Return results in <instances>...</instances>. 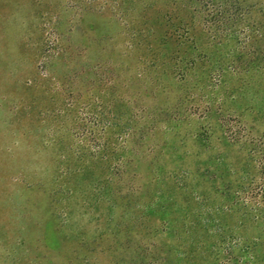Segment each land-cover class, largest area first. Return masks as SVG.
Listing matches in <instances>:
<instances>
[{
  "label": "rangeland",
  "instance_id": "1",
  "mask_svg": "<svg viewBox=\"0 0 264 264\" xmlns=\"http://www.w3.org/2000/svg\"><path fill=\"white\" fill-rule=\"evenodd\" d=\"M0 264H264V0H0Z\"/></svg>",
  "mask_w": 264,
  "mask_h": 264
}]
</instances>
